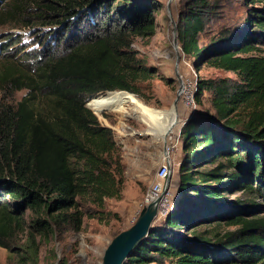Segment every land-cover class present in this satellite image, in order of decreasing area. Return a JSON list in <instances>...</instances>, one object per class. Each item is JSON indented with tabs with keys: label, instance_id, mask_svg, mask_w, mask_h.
Returning a JSON list of instances; mask_svg holds the SVG:
<instances>
[{
	"label": "trees",
	"instance_id": "obj_1",
	"mask_svg": "<svg viewBox=\"0 0 264 264\" xmlns=\"http://www.w3.org/2000/svg\"><path fill=\"white\" fill-rule=\"evenodd\" d=\"M116 1L8 0L0 8V25L28 12L61 25L52 49L35 55L16 51L3 55L7 60L0 65V246L17 250V236L26 232L25 250L33 260L37 234L45 239L79 230L86 216L119 218L106 211L105 201L122 195L120 146L93 111L101 113L99 105L114 100L110 91L139 96L137 83L152 71L132 50V38L152 35L155 18L148 3L122 0L111 6ZM181 2V53L196 68L207 62L237 79L198 81L195 101L210 91L211 111L199 107L185 121L175 198L123 264H264V206L224 200L231 190L264 198L259 38L227 30L200 44L209 1ZM99 10L108 17L100 23ZM258 11L247 22L264 35V9ZM68 22L64 38L60 32ZM18 92L24 93L14 98Z\"/></svg>",
	"mask_w": 264,
	"mask_h": 264
},
{
	"label": "rangeland",
	"instance_id": "obj_2",
	"mask_svg": "<svg viewBox=\"0 0 264 264\" xmlns=\"http://www.w3.org/2000/svg\"><path fill=\"white\" fill-rule=\"evenodd\" d=\"M7 1L0 2V8L4 7ZM120 1L122 0H117L111 6H117ZM132 1L150 4L155 18L154 33L150 36L134 37L131 44L137 57L151 68L152 76L137 83L139 96L128 91L124 92L136 97L123 94L119 90L110 91L115 98L111 103L99 105L101 113L98 109L94 111L91 109L102 125L112 129L113 137L120 146L124 170L122 195L120 198H109L105 201L106 211L116 213L119 218L111 217L105 222L86 216L79 230L58 232L45 239L37 234L35 238L37 256L34 260L29 258L25 250L26 232L20 233L14 245L18 247L17 250L0 246V264H102L103 252L110 241L117 233L127 229L133 223L137 203L153 181L161 158L166 153L167 146L171 144H175L176 157L172 168L174 182L170 205L175 198L178 162L182 156L183 125L188 116L195 115L200 108L202 113L211 111L210 91H203L199 104L195 101L198 81L237 79L235 73L212 67L207 62L196 68L193 58L181 53L177 40V26L182 9L181 0ZM208 1L210 12L206 13L208 15L205 21L206 27L200 44L209 42L227 30L235 34L247 31L259 38V43L256 45L258 50L255 53L264 55V35L256 28L253 21L247 22L252 13H258V10L264 9V0ZM11 4L12 2H9L7 5ZM99 12L101 13L97 18L98 23L108 18L107 14L103 13L104 10ZM35 15V12H28L26 16L18 15L15 21L10 22L11 25H0V41L4 44L2 51L0 49L1 66L7 60L3 55H13L14 52L21 50L35 55L55 47L57 42L55 35L61 25L45 24V20L35 18ZM84 19L85 17H82L80 20L83 22ZM25 21H29L27 25ZM68 25L69 22L63 27L64 29L60 32L62 35L67 33L65 29ZM65 36L66 34L63 35L64 38ZM15 42L17 44L12 48L6 49ZM180 79L184 88L175 112L170 109L177 96ZM110 92L94 98L106 96ZM23 93L18 92L14 98L21 97ZM2 95L4 92L0 89V98ZM184 96H191V109L189 104L184 103ZM167 129H171L168 134L169 139L168 136L165 139ZM224 200L237 202L241 206H247L249 201L264 206V198L261 195L255 196L238 190L225 192ZM255 211H259V207ZM255 211L247 213H256Z\"/></svg>",
	"mask_w": 264,
	"mask_h": 264
},
{
	"label": "water",
	"instance_id": "obj_3",
	"mask_svg": "<svg viewBox=\"0 0 264 264\" xmlns=\"http://www.w3.org/2000/svg\"><path fill=\"white\" fill-rule=\"evenodd\" d=\"M180 95L181 87H179L173 103V107L175 108L180 100ZM191 117L192 114L188 116L187 120ZM171 175L172 173L170 172L167 177V185L170 182ZM162 213L163 212L160 211L158 212L157 202H151L144 206L139 212L135 222H133L127 229L118 233L107 245L103 252L102 264H123V261L132 255L133 250L147 236L152 224L162 215Z\"/></svg>",
	"mask_w": 264,
	"mask_h": 264
},
{
	"label": "built area",
	"instance_id": "obj_4",
	"mask_svg": "<svg viewBox=\"0 0 264 264\" xmlns=\"http://www.w3.org/2000/svg\"><path fill=\"white\" fill-rule=\"evenodd\" d=\"M187 101L185 104H189V109L192 107V99L191 96H186ZM183 102V99H182ZM175 144H171L167 146L166 153L161 158L160 164L157 167L155 172L153 181L148 186L146 193L142 196V198L137 203V210L135 215L138 216L141 209L151 202H157L158 212H163L165 214L170 207L169 201L172 198V175L170 182L167 185V177L169 173H172V168L175 165ZM133 222H135L136 217Z\"/></svg>",
	"mask_w": 264,
	"mask_h": 264
},
{
	"label": "bare ground",
	"instance_id": "obj_5",
	"mask_svg": "<svg viewBox=\"0 0 264 264\" xmlns=\"http://www.w3.org/2000/svg\"><path fill=\"white\" fill-rule=\"evenodd\" d=\"M180 85H181L180 87H181V95H182L184 86H183V82H182L181 79H180ZM181 95H180V98H181ZM185 98H186V97L184 96L183 99H184V102L186 103L187 100H186ZM90 101H91V100H90ZM90 101H89V102H90ZM89 102H88V103H89ZM88 103H87V104H88ZM177 107H178V105H177ZM177 107H176V108H175V107H172L170 110L176 112ZM170 131H171V129H167V131H166V133H165V139H167V136H168V139H169V135H168V134L170 133Z\"/></svg>",
	"mask_w": 264,
	"mask_h": 264
}]
</instances>
